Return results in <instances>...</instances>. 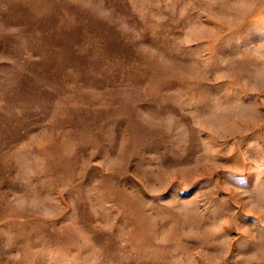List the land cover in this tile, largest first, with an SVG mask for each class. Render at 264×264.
Instances as JSON below:
<instances>
[{"label":"rangeland","instance_id":"1","mask_svg":"<svg viewBox=\"0 0 264 264\" xmlns=\"http://www.w3.org/2000/svg\"><path fill=\"white\" fill-rule=\"evenodd\" d=\"M0 264H264V0H0Z\"/></svg>","mask_w":264,"mask_h":264}]
</instances>
